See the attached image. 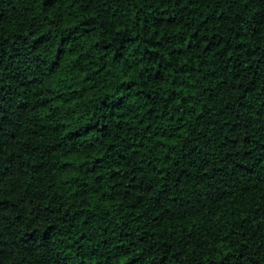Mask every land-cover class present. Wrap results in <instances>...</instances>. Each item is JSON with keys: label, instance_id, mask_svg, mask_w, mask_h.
Wrapping results in <instances>:
<instances>
[{"label": "trees", "instance_id": "trees-1", "mask_svg": "<svg viewBox=\"0 0 264 264\" xmlns=\"http://www.w3.org/2000/svg\"><path fill=\"white\" fill-rule=\"evenodd\" d=\"M0 264H264V0H0Z\"/></svg>", "mask_w": 264, "mask_h": 264}]
</instances>
